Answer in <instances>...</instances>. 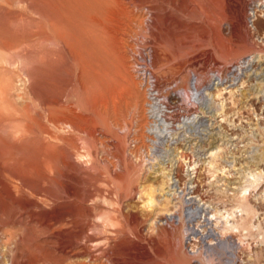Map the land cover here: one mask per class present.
Listing matches in <instances>:
<instances>
[{
	"label": "rangeland",
	"instance_id": "1",
	"mask_svg": "<svg viewBox=\"0 0 264 264\" xmlns=\"http://www.w3.org/2000/svg\"><path fill=\"white\" fill-rule=\"evenodd\" d=\"M22 1L0 0V14L36 20ZM120 2L125 14L115 33L119 43L115 53L137 81V91L126 94L104 122L94 121L76 100L66 99L70 87L63 83L59 84L61 98L50 111L29 95L27 109L15 107L14 85L19 86L24 78L17 63L11 68L4 60L19 50L22 40L34 38L26 31L13 35L0 27V76L7 80L3 89L7 108L4 115L21 132L30 128L33 134L36 131V135L69 155L81 170L64 171L66 175L59 179L67 188L80 190L86 199L84 203L73 198L50 201L21 190L19 183L12 180L16 197L23 191L28 201L36 202L44 211L65 202L81 203L85 211L84 237L89 239H82L61 254L55 250L52 235L77 231L72 218L65 217L45 230L30 222L29 209H17L11 217L0 214V264H111L110 259L117 253H124L127 264H264V31L257 34L252 25L253 1L242 12L237 11L238 22L232 28L226 22L222 26L223 36L231 40L232 52L241 46L240 35L246 37L247 52L236 59L221 58L210 45L196 47L188 55H172L171 46L164 48L157 41L159 31L153 27L151 5L137 7L134 0ZM168 22L166 26L172 23ZM248 58L249 66L231 81L238 74L235 68ZM214 76L228 81L211 84ZM195 79L205 103L192 98ZM156 107L165 112L176 129L171 142L157 146L155 154H151V140L155 138L144 129L143 109L149 114ZM187 118L197 119L193 126H182ZM178 159L181 162L176 168ZM47 173L56 177L50 169ZM251 183L253 187L249 188ZM159 186H163L162 195L172 205L174 189L193 188L203 201L196 195L189 196L200 208H207L208 216L215 214L220 219L211 221L216 233L220 234L223 217L237 224L239 229L219 238L229 241V248L206 251L199 235L206 228L200 220L192 223L199 234L184 241V221L177 226L165 223L163 204L153 209L147 206L148 191ZM244 189L248 190L245 194ZM169 211L178 213L172 208ZM156 221L165 224L157 225ZM134 225L138 237L131 231ZM27 231L35 238L26 255L23 238ZM124 240L128 251L121 249ZM212 240L208 238L205 243H215ZM83 248L91 252V257L84 255ZM45 253L47 257L43 259Z\"/></svg>",
	"mask_w": 264,
	"mask_h": 264
},
{
	"label": "bare ground",
	"instance_id": "2",
	"mask_svg": "<svg viewBox=\"0 0 264 264\" xmlns=\"http://www.w3.org/2000/svg\"><path fill=\"white\" fill-rule=\"evenodd\" d=\"M24 1L30 12L36 16V20L10 18L0 14V27L7 29L13 35H21L26 31L30 38H34L29 41L22 40L19 50L4 60L10 67L17 63V69L24 78L18 80L19 86L14 85V93H12L14 106L23 109L28 107L30 103L28 104L27 95H29L46 105L45 107L48 106L47 109L49 108L50 111V108L57 105L58 99L61 98L59 84L63 83L70 87L66 95L64 94L66 99L76 100L80 109L83 108L88 112L94 121H106L107 115L115 113L119 102L126 94H135L137 91V81L135 83L134 76L125 66L123 67V64L121 65V60L115 53L119 44L115 33L120 27L121 16L125 14L120 0H23L22 2ZM134 1L138 4L137 7L151 5L150 9L154 11L155 18L153 27L159 31L156 35L157 41L164 48L171 46L172 55L178 57L183 54L188 55L196 47L206 45L212 46L220 57L225 59L230 57L236 59L247 52L245 35H240L241 46L235 49L234 53L232 52L231 40L223 36L222 26L226 22V25L232 28L238 22L237 11L242 12L251 0ZM252 1L254 4L252 25L258 34L261 30L264 31V0ZM168 20L172 23L166 26ZM105 62H109V66ZM249 63L250 58L236 67L235 71L238 74L231 81L237 80L239 72L249 66ZM2 70L7 69L2 68ZM144 72L149 73L146 69ZM74 77L75 81H73ZM214 81L218 85L228 80L214 76L211 84H214ZM6 82V76H0V214L7 218L17 209H29L27 217L30 222L45 230H49L65 217H71L77 231L52 235L55 250L64 254L67 249L86 239L84 237L86 225L82 219L85 211L81 209V203H84L86 197L80 190L67 188L59 178L66 175L63 176L64 171L78 172L81 169L71 162L68 154L39 134L36 135V131L33 134V130L30 131L29 128V131L21 132L19 128L8 123L4 115L7 109L6 103L3 101ZM196 87L195 79L192 83L194 91L192 98L197 102L205 103L204 95L199 93ZM152 109L149 114L143 109L146 122L144 129L155 138V141L151 140L153 146L151 154H155L157 146L163 147L171 142L176 127L167 120L162 109L157 107V110ZM196 119L187 118L181 125L193 126ZM65 123L69 124V122ZM179 159L176 168L180 166ZM48 169L55 173V178L49 177ZM257 179L256 176L254 182L257 183ZM12 180L19 183L21 190H29L32 194L44 196L50 201L73 198L81 203L65 202L56 204L51 211H44L36 202L28 201L23 191L20 192L22 195L16 197L18 192ZM252 183L249 188L253 187ZM177 184L176 181L172 187L175 188ZM247 189L242 193L245 194ZM163 191V186L159 189H150L147 206L153 209L163 204V208L166 209L163 215L165 223L169 222L177 226L184 221L187 224L184 241H191V235L199 234L192 223L200 220L203 223L201 226L206 228L204 231L200 230L203 233L199 234L206 251L216 250L217 247L229 248L231 243L219 238L221 234L239 229L237 224L231 223L228 217H223L225 220L219 230L220 234L216 233L211 221L220 219L215 214L208 216L207 208H200L189 196L196 195L200 201H203V197L193 191V188L192 191L174 189L172 199L175 204L173 205L170 199L164 197L165 194L162 195ZM157 192H159L158 200ZM38 208L39 210L36 211ZM170 208L178 212L177 215L170 212ZM244 208L246 210V204ZM184 212H186L185 216H183ZM165 223L155 222L157 225ZM131 231L136 237L139 236L135 225ZM34 238L32 232H28L23 238L26 255L29 247L34 244ZM208 238H212L215 243H205ZM86 240L89 241L88 238ZM120 245L122 250L128 251L125 240L121 241ZM84 250V255L91 257V252ZM195 253L191 252V254ZM123 255L124 253H117L110 259V263L127 264ZM45 257H47L46 253L42 258L46 259ZM15 264L25 263L16 261Z\"/></svg>",
	"mask_w": 264,
	"mask_h": 264
}]
</instances>
